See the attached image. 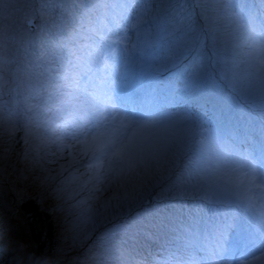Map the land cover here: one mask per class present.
I'll list each match as a JSON object with an SVG mask.
<instances>
[{
  "label": "rangeland",
  "instance_id": "1",
  "mask_svg": "<svg viewBox=\"0 0 264 264\" xmlns=\"http://www.w3.org/2000/svg\"><path fill=\"white\" fill-rule=\"evenodd\" d=\"M260 1L220 0L214 19L204 0H0V264H264ZM220 88L240 99L227 105ZM243 103L258 120L236 112ZM52 185L79 192L65 208L119 211L82 215L79 229ZM187 188L209 202L179 203ZM30 204L52 221L42 252Z\"/></svg>",
  "mask_w": 264,
  "mask_h": 264
},
{
  "label": "bare ground",
  "instance_id": "2",
  "mask_svg": "<svg viewBox=\"0 0 264 264\" xmlns=\"http://www.w3.org/2000/svg\"><path fill=\"white\" fill-rule=\"evenodd\" d=\"M7 1V3H8V0H2V3L4 4V2H6ZM11 1V0H10ZM14 3H15V0H12ZM204 1H206V3H205V5L208 7V9H210V10H208L209 12H211V15H212V17L215 19V15H216V12L215 11H218V9H219V1L220 0H204ZM22 2H23V6H26L29 2H31V0H22ZM258 3V2H257ZM263 4H264V0H261L258 4H254V5H252V8H253V11H256L255 10V7L258 9V7H259V11L262 9V8H264V6H263ZM6 9H8V8H6ZM171 10V9H170ZM1 13H2V9H1ZM1 13H0V15H1ZM7 13V12H6ZM1 18V17H0ZM120 22H122V21H120ZM123 23V22H122ZM249 23L251 24L252 23V21H249ZM255 24V23H254ZM261 24L263 25V22L261 21ZM2 25V24H1ZM233 32H231V36L230 37H237V34H238V32L239 33H241V28L238 26V24H235V25H233ZM0 31L4 34L5 33V30H4V26H0ZM224 38V37H223ZM255 56V55H254ZM233 57H235L234 56V50H233ZM207 58V57H206ZM232 66L233 67H229V68H227V69H225V70H223L224 72H227L228 70H230V71H232V70H234V71H238L240 68H239V66H238V64H236V62L235 61H233V64H232ZM262 69L264 70V68L262 67ZM258 70H259V67H258ZM258 70H256V71H258ZM257 73V72H256ZM212 75H214V77L216 76L218 79H221L222 77H223V75H226V73H224V74H222V72L221 71H219V72H214L213 74H209V76H212ZM221 80H223V79H221ZM223 83V82H222ZM261 82H258V83H256L254 80H253V84H256L257 86H258V89H257V93L258 94H261V95H264V88H263V86L260 84ZM218 85H219V83H217ZM255 85V86H256ZM224 88L225 89H227V88H230V86L227 84V83H224ZM218 87V86H217ZM227 90H229V89H227ZM234 92H228V93H225V91L222 89V88H220V90H219V99L221 100V99H226V101H227V105H229V100H228V98L230 99V100H233L234 102H237L238 101V99H240V96H237V97H235L234 95ZM247 105H249V104H247ZM241 107H239V106H237V107H239L240 109H238V110H236V112L238 113H240V111H241V113L243 112V113H245L246 114V116H248V117H246V118H248L247 120H251V121H254V120H256L258 117L256 116V111L255 110H257L258 108L257 107H255V106H253V105H249V107H246V106H244V103H243V105H240ZM251 106V107H250ZM254 108V109H253ZM259 110V109H258ZM204 111H206V110H204ZM221 111H222V114H225L226 113V110H223V109H221ZM166 111H163V114H160V116H165L166 114ZM236 112H234V113H236ZM232 113V112H231ZM231 113H228L229 115L231 114ZM150 116V118H151V115H144V117H149ZM141 117H143V115L141 116ZM225 117V116H224ZM221 119H222V116L220 117ZM81 121H79L78 122V124H80V127H81V123H80ZM220 122V121H219ZM91 124V123H90ZM214 130V132L216 133V134H211V135H217L218 133H221V130H218V129H213ZM229 134V132H225L224 131V134H218V135H220L221 137H223V136H226V135H228ZM250 139H251V136H250ZM256 142V141H255ZM257 144V143H256ZM224 148V147H223ZM170 150H171V147H170ZM224 150L225 151H227L225 148H224ZM208 160V159H207ZM225 160H228V158H225ZM220 160H218V162H219ZM227 162V161H226ZM2 162H1V160H0V164H1ZM228 163V162H227ZM222 165V163L219 165V166H221ZM215 170H218V169H215ZM21 172H22V169H21ZM28 175H30V173H28ZM27 175H24V177H26ZM24 177H20L21 179H23ZM25 179V178H24ZM47 188H49L48 186H47ZM51 188H53L51 191L48 189H46V194H47V196H49L50 195V200H53V201H55L56 203V206H59V207H64L65 205V203L67 202V200L69 201L70 200V198L71 199H74V198H76L78 195H79V192H76L75 193V195H72V192H70V191H66L65 190V188L64 187H62V186H60V189H59V192H58V190H57V192H56V187H54V185H52V187ZM125 200V199H124ZM124 200L122 199L120 202L121 203H124ZM115 202H119V201H115ZM83 203H85V200L82 202V204ZM134 203V202H133ZM133 203H131V205H133ZM77 207H80L78 210L77 209H74V207H72V209H70V208H65L67 211H61L60 212V215L63 217V219L62 220H64V219H70V220H73L74 222H75V224H76V226H77V228H81L82 230H83V227H81V225H84V223L85 222H87V220H86V218H82V215H84V216H87L88 217V215H95V217H98V218H103V220L105 219V217H107V219L109 218L110 219V217H114L116 214H117V212L119 211V208H117V209H114L115 207H111V209L109 210V211H105L104 209H103V207H105V206H102L100 209L99 208H94V209H92V207H91V209H87L85 206H80V205H78ZM116 207H118V206H116ZM87 210H89L88 212H86ZM101 213H103L104 214V216L101 214ZM207 217H209V216H207ZM76 220H78V221H76ZM72 224H74L73 222H71L70 223V225L68 226V227H70V228H72ZM220 255V254H219ZM258 255H260V254H258Z\"/></svg>",
  "mask_w": 264,
  "mask_h": 264
},
{
  "label": "trees",
  "instance_id": "3",
  "mask_svg": "<svg viewBox=\"0 0 264 264\" xmlns=\"http://www.w3.org/2000/svg\"><path fill=\"white\" fill-rule=\"evenodd\" d=\"M256 70H258V68L255 69V74L253 73L254 70H252V71H250L252 73V75L251 76H244V78L252 80L253 77L257 76L259 73L260 74L263 73V69L260 70L259 73H256ZM253 74H254V76H253ZM261 96H263V101H264V95H261ZM122 101H127V99L123 97ZM177 105H178V103H177ZM177 105L174 107L175 110L178 108ZM181 108H182V106L180 107V109ZM145 109L151 113L156 114V115H157V113H159L158 109H154L148 103H145ZM136 114L140 118H146L144 116L141 117L142 115H146L141 111H138ZM158 115H160V114H158ZM258 119L259 118H257V120ZM258 124L259 123L257 121H255L256 127L258 126ZM259 129H261V126L259 128H257V131H259ZM257 131L253 128V131L251 132L253 134V136L259 135ZM247 134L250 135L249 133L246 132L245 135L243 136L244 144H248L249 148H250L252 141L250 139V136H248ZM250 158L257 161V159L259 157H255L254 155H251ZM262 171H264V169ZM259 185L264 186V184H262V183H260ZM184 192H180L181 193L180 195L185 196V197H183L184 199H180L179 203H183L186 206H189V205H192V206L202 205L203 206L204 202H209L208 199L205 198L204 194L196 191V188H192V190L187 188L186 189L187 194H184ZM23 208H25V210H26L25 212L27 213V216L29 217L28 218V223H29L28 229L30 230V234H32L34 242H36V244H38V243L40 244V249H41L40 252H42V249H44L43 244L46 242L50 243L54 239V235H53L54 229H53L51 218L48 214H44V213L42 214L41 211H39L38 208L34 204L25 205ZM206 208L208 209V207H206ZM200 209H202L203 211H207L204 207H201ZM186 213H188V212H186ZM246 213L248 214V212H246ZM238 216H239V219H238L239 222L244 226L247 225L248 221L251 220V218L249 217V214L247 217L246 216L241 217L240 215H238ZM243 233H244L243 238H240V240H239V246L240 247L243 245V243L245 242L246 237L248 235V232H246L245 230H243ZM42 241H43V243H42ZM221 243L223 244L224 241H221ZM219 250H220V247L216 246L215 252H218ZM259 251H260L259 246H257L256 248L249 250V253L252 256H254V255H256V253H259ZM213 254H215V253H213ZM224 258H226V257H224Z\"/></svg>",
  "mask_w": 264,
  "mask_h": 264
}]
</instances>
